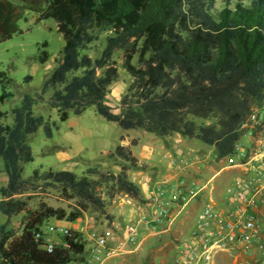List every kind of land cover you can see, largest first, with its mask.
Segmentation results:
<instances>
[{
  "label": "trees",
  "instance_id": "16d2710c",
  "mask_svg": "<svg viewBox=\"0 0 264 264\" xmlns=\"http://www.w3.org/2000/svg\"><path fill=\"white\" fill-rule=\"evenodd\" d=\"M28 12L36 23L54 20L64 45L40 91L23 96L10 123L0 110V159L7 178L0 185V214L6 218L0 223V264H69L83 254L86 241L69 230L48 251L42 225L50 219L74 222L89 209L111 222L107 207L116 197L140 200L128 172L146 167L134 156L138 141L132 139L106 155L121 163L117 173L98 167L80 174L36 169L23 178L22 165L33 161L28 136L42 129L51 138L56 128L49 118L34 115L33 107L51 90L48 104L60 122L93 108L124 131L198 140L221 160L233 154L251 113L264 107V0H0V43L23 32L18 22L27 21ZM98 31L107 36L93 58L87 50ZM116 53L131 77L117 113L104 102L118 78ZM48 58L41 50L39 62ZM7 83L0 71V104L12 97ZM50 189L67 208L43 200ZM15 217L20 221L12 226Z\"/></svg>",
  "mask_w": 264,
  "mask_h": 264
},
{
  "label": "rangeland",
  "instance_id": "374dc122",
  "mask_svg": "<svg viewBox=\"0 0 264 264\" xmlns=\"http://www.w3.org/2000/svg\"><path fill=\"white\" fill-rule=\"evenodd\" d=\"M26 18L27 21L20 20L18 22V27L23 31L21 34H16L11 39L0 43V71L6 74L8 78L7 90L12 93V97L0 104V110L8 113L7 118L4 120L5 123L12 121L11 111L21 105L24 95H34L40 91L43 82L56 66L64 45V40L56 30L54 20L47 19L36 23V15L32 12H28ZM97 34L98 40L87 50V53L93 58L97 57L103 48L107 32L98 31ZM42 43H47V46L42 48ZM41 50L47 51L49 55V58L44 63H40L38 60ZM114 60L118 68V78L110 85L104 102L117 113L120 109V100L131 82V77L121 67L119 53L114 55ZM26 76H30L31 80L25 82ZM51 93L52 91L49 90L43 95V101L33 107V112L34 115H42L45 118H49L50 121L55 123L56 128L53 129L51 138H46L42 129L28 136L27 142L32 148L33 161L22 165L23 178H28L36 169L69 170L80 174L88 167H98L104 171L117 173L121 163L107 158V153L112 151L118 144L126 145L132 139H137V145L133 147L132 152L138 157L140 164H145L146 168L141 169L138 167L131 169L128 173L129 178L134 179V182L138 183L139 173L142 171L147 172L152 168L147 160V155H149L151 160L158 162V164L165 165L167 163L170 165L164 159V155L170 154L177 162L182 163L185 168L187 164L179 159L178 156H182L189 151V143L210 149L198 140L183 138L178 134L159 137L138 129L124 131L115 123L107 122L97 115L93 108L87 109L79 116L69 114L64 122H60L56 111L52 110L48 104ZM197 122L201 121L197 120ZM245 139L246 135L241 138V141L245 143ZM205 152L212 154L209 150ZM170 167L174 171L171 165ZM222 167H224L222 172L210 181L208 187L218 183H222V187L235 185L238 180L242 179L241 175H236L234 170L227 168L229 167L227 162H224ZM219 168L217 166V169ZM147 181L149 184H153L152 186L150 185V191H157L161 187L170 190L169 186L157 182V179ZM6 182L7 178L3 161L0 159V185H5ZM169 197V195H166V198ZM37 200L36 197L32 198L30 205L35 206ZM43 200L52 207L67 208V203L60 199L54 189H50L43 196ZM140 201L142 204L148 202V200L142 198ZM125 205L128 204L125 202L123 195L116 197L107 207V212L112 216L113 221L116 222L117 220L118 226H111L108 220L89 209L81 219L74 222L50 219L42 225L41 233L44 239L52 245H61L63 243V235L60 229L79 232L87 243L85 251L82 255L73 256L69 264H98L94 262L91 256L92 241L89 239V235L92 233L102 234L110 230L115 238V245L121 242L126 226L136 221L123 219L126 215L122 212L125 209ZM179 208L181 207L179 206L177 209ZM184 214L182 212L180 215H176L175 219H181ZM19 221L20 217H15L10 220V224L17 226ZM5 222L6 218L0 214V223ZM51 228L54 230H50ZM162 244L163 251L168 253L176 244V240L172 238L170 233ZM133 247L131 246L130 248ZM127 254L128 251L117 253L101 264H118L116 262L119 261L120 264H153L155 259L152 251L149 256L134 253L131 259L123 261V257L127 256ZM164 264H170V262Z\"/></svg>",
  "mask_w": 264,
  "mask_h": 264
},
{
  "label": "built area",
  "instance_id": "2783aa9c",
  "mask_svg": "<svg viewBox=\"0 0 264 264\" xmlns=\"http://www.w3.org/2000/svg\"><path fill=\"white\" fill-rule=\"evenodd\" d=\"M241 129V138L246 135L245 143L240 138L233 154L225 157L226 162L229 167L253 166L254 175L237 183L231 199L235 204L233 209L216 211L210 202L203 206L191 240L179 244L172 264H211L212 257L219 253L233 258L235 264H264V234L256 215L251 212L258 202L264 201V107L255 109ZM164 159L175 172L184 170L182 163L177 162L172 155L166 154ZM201 190V187L189 185L183 179L178 181L177 187L172 191L159 188L148 203L147 211L140 212L138 219L126 226L122 241L117 245L110 230L102 234H90L94 262L101 264L117 253L137 246L141 226L169 228L172 221L171 205L189 203ZM166 195L170 197L166 198ZM124 197L128 205L141 210L142 204ZM60 230L62 235L68 232ZM48 244V251H51L53 245L49 242Z\"/></svg>",
  "mask_w": 264,
  "mask_h": 264
},
{
  "label": "crops",
  "instance_id": "0c3cea01",
  "mask_svg": "<svg viewBox=\"0 0 264 264\" xmlns=\"http://www.w3.org/2000/svg\"><path fill=\"white\" fill-rule=\"evenodd\" d=\"M188 150L186 154L184 153L182 156H178L179 159L183 160L187 164L182 172L178 173L173 171L167 163H165V165L158 164V162L151 160L149 155H147V160L150 162V166L152 168L147 172L142 171L139 173L138 183H135V180L131 179L139 189L140 199H146L148 202L142 204L140 200H135L137 203L143 205L141 210L137 209L136 206L133 205H125V209L122 210V212L126 215L123 219H129V221L137 220L140 212L145 213L147 211L148 203L152 200V198H154L155 190L150 191L153 184H149L147 180L157 179V182H161L166 186H169L170 191H172L177 187L178 181L183 179L189 185L193 184L201 187L202 190L198 196L189 203L184 205H171L170 215L172 221L169 228L165 229L157 226L155 228H153V226H141L139 229V242L137 246L128 250V254L123 257V261L131 259L132 254L134 253L149 256V254L153 251L155 255L153 264H164L166 262H170V264H172L177 255L179 244L183 241L191 240V234L196 229L198 214L201 212L203 206L210 202L216 211L222 212L233 209L235 204L232 203L231 199L237 183L254 175L253 166L227 167L228 169L231 168L234 170L236 175H241L242 179L238 180L235 185L222 187V183H218L208 187L210 181H212L215 176L219 175L222 172V169H224L222 165L226 162V158L216 161L212 148L206 149L204 147L197 146L194 143H189ZM206 150H209L212 154L205 152ZM136 158L138 159V157ZM217 166L220 168L217 169ZM262 195L264 196V192ZM179 206L181 208L177 209ZM182 212L185 213L183 217L176 220L177 218L175 219V216L178 214L180 215ZM251 212L256 215L257 221L264 234V201L261 203L258 202V205L251 209ZM110 225L118 226L117 220L116 222L111 220ZM170 233L172 234V238L176 240V244H174L173 248L168 253H165L163 251L162 243ZM116 263L120 264V261ZM211 264H235V260L225 253H219L212 257Z\"/></svg>",
  "mask_w": 264,
  "mask_h": 264
}]
</instances>
